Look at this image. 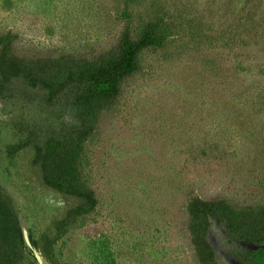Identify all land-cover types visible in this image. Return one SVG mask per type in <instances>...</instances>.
<instances>
[{"label": "rangeland", "instance_id": "1", "mask_svg": "<svg viewBox=\"0 0 264 264\" xmlns=\"http://www.w3.org/2000/svg\"><path fill=\"white\" fill-rule=\"evenodd\" d=\"M162 18L148 48L86 145L97 202L48 187L36 147L76 122L70 91L0 74V264H245L213 220L216 263L202 262L188 228L194 197L264 206V0H0V34L20 55L93 58L126 26ZM19 150H14L22 144Z\"/></svg>", "mask_w": 264, "mask_h": 264}, {"label": "trees", "instance_id": "2", "mask_svg": "<svg viewBox=\"0 0 264 264\" xmlns=\"http://www.w3.org/2000/svg\"><path fill=\"white\" fill-rule=\"evenodd\" d=\"M167 30L162 18L147 22L138 31L126 26L114 47L93 58L66 53L20 55L15 48L16 35L0 34V74L4 78L20 77L32 86H41L48 91L50 101L66 90L73 97L77 122L37 146L34 161L40 164L48 187L83 201L73 209L83 222L97 202L86 173L87 142L103 114L118 102L124 81L140 71L143 51L163 46ZM187 210L190 235L202 262L216 263V249L209 239L212 221L216 220L224 227L230 244L254 247L246 252L247 264H264V206H238L225 199L194 197Z\"/></svg>", "mask_w": 264, "mask_h": 264}, {"label": "water", "instance_id": "3", "mask_svg": "<svg viewBox=\"0 0 264 264\" xmlns=\"http://www.w3.org/2000/svg\"><path fill=\"white\" fill-rule=\"evenodd\" d=\"M22 235H23V239H24L26 245L33 251L35 258L37 259L38 263L44 264V258L41 255V253L38 251L36 246L33 245L31 238H30L29 231L26 227H22Z\"/></svg>", "mask_w": 264, "mask_h": 264}, {"label": "flooded vegetation", "instance_id": "4", "mask_svg": "<svg viewBox=\"0 0 264 264\" xmlns=\"http://www.w3.org/2000/svg\"><path fill=\"white\" fill-rule=\"evenodd\" d=\"M233 243H234V242H233ZM233 243H232L231 245H233ZM238 248H239V247L237 246V249L235 250V251H236L235 254H236L238 257L240 256L241 259H242V261H243L245 264H247V263H246V262H247V261H246L247 253H246V252H247L248 250H244V251H240V250H239V251H238Z\"/></svg>", "mask_w": 264, "mask_h": 264}]
</instances>
